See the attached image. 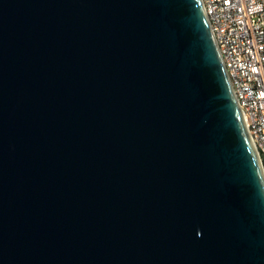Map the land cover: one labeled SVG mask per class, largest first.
I'll return each mask as SVG.
<instances>
[{
    "label": "water",
    "instance_id": "1",
    "mask_svg": "<svg viewBox=\"0 0 264 264\" xmlns=\"http://www.w3.org/2000/svg\"><path fill=\"white\" fill-rule=\"evenodd\" d=\"M0 264H264L201 0H0Z\"/></svg>",
    "mask_w": 264,
    "mask_h": 264
},
{
    "label": "built area",
    "instance_id": "2",
    "mask_svg": "<svg viewBox=\"0 0 264 264\" xmlns=\"http://www.w3.org/2000/svg\"><path fill=\"white\" fill-rule=\"evenodd\" d=\"M264 172V0H201Z\"/></svg>",
    "mask_w": 264,
    "mask_h": 264
}]
</instances>
